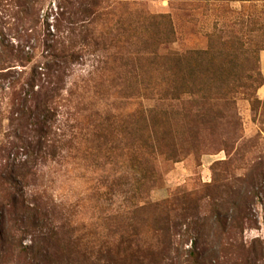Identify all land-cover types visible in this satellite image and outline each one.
I'll return each instance as SVG.
<instances>
[{
  "label": "rangeland",
  "instance_id": "obj_1",
  "mask_svg": "<svg viewBox=\"0 0 264 264\" xmlns=\"http://www.w3.org/2000/svg\"><path fill=\"white\" fill-rule=\"evenodd\" d=\"M34 10L36 41L24 40L31 24L18 17ZM18 45L20 57L9 50ZM156 48L185 53L182 72L198 64L215 112L200 134L175 116L132 146L140 112L169 103L159 100L165 66L147 58ZM263 50L264 0H0V146L12 140L15 91L39 65L73 56L49 103L64 145L24 181L47 211L43 231L58 232L62 264H140L118 254L129 234L144 264H264ZM10 189L0 176V192ZM17 234L0 264H32L25 247L37 233Z\"/></svg>",
  "mask_w": 264,
  "mask_h": 264
},
{
  "label": "trees",
  "instance_id": "obj_2",
  "mask_svg": "<svg viewBox=\"0 0 264 264\" xmlns=\"http://www.w3.org/2000/svg\"><path fill=\"white\" fill-rule=\"evenodd\" d=\"M37 13L38 11L34 10V18L33 14L30 15L28 12L26 15L18 17L22 21L28 18L29 24H31L20 34L22 39L27 40L29 37L36 39L34 34L37 31L39 21ZM16 31H19V28ZM170 34L171 32L167 35ZM18 46L17 49L11 46L9 50L17 52V57H20L21 52H25V49L21 48L20 45ZM147 54H149L147 58L151 56V60L161 61L165 66V71L163 70L165 83H168L169 86L161 90L159 100L169 103L167 107H159L155 110L147 108V111L140 112L142 118L140 121L135 123L132 120L135 125L133 131H130L131 145L135 146L137 143L138 147H143L140 145L142 139L136 134H153V132L160 134L169 120L172 126V119L176 118L175 116H180L186 122L188 121L190 134H200L201 125L208 123L213 117L215 110H212L211 114L209 110L211 111L212 106H215L216 103H211L207 96L205 98L204 94H200L204 88L198 86L200 82L195 81L196 76L194 74L198 64H193L188 72H182L179 68L186 57L185 53L181 54L178 50L159 53L156 48L151 51L147 49ZM23 56L26 59L32 58L31 56ZM72 59L73 56L67 54L59 57L58 63L51 62L47 66L39 65L38 68L33 69L28 89L24 92L15 91L18 94L14 98L13 104L17 106V113L16 116H13L14 122H11L12 140L9 142V147H5L4 143L0 146V151H4L7 155L0 162V176L6 179L12 188L0 192V259H3L9 248L17 243L18 231L21 229L26 231L28 227L33 229L40 239H32V244L25 247L32 264H62V256L66 255L65 250L62 253L59 251L60 237L58 232L54 228L49 229L48 232L43 231L42 222L45 221L43 217L48 215L47 211L41 207L38 201L30 200L24 187L26 185L24 181L27 179L36 180L41 165L45 164L49 158H54L55 154L58 153V148L64 145L65 139L57 138L55 134H52L49 121L53 116V109L49 103L53 96L59 93V83L63 79L61 73ZM54 64L57 65V68H54ZM36 80L40 81L38 83L43 82L41 80L47 82L45 86L42 84L45 90H34L37 84ZM188 93L196 95V101L204 100L188 105L184 101L186 100L184 96ZM209 97L211 96L209 95ZM162 104L165 105L164 102ZM11 149L13 151H9ZM19 155L21 156L19 157ZM11 214L15 215L14 218H11L14 221L7 224V217ZM125 236L122 235L117 242L118 254L121 256L129 255L130 260L144 264V260H141V257L144 259V256H140L139 238H136L134 234ZM125 244L127 247L124 246ZM53 249L56 251V256L52 255ZM110 253L111 250L107 252V256ZM108 264H112V261H108Z\"/></svg>",
  "mask_w": 264,
  "mask_h": 264
},
{
  "label": "crops",
  "instance_id": "obj_3",
  "mask_svg": "<svg viewBox=\"0 0 264 264\" xmlns=\"http://www.w3.org/2000/svg\"><path fill=\"white\" fill-rule=\"evenodd\" d=\"M261 63H262L263 72H264V50L261 53Z\"/></svg>",
  "mask_w": 264,
  "mask_h": 264
}]
</instances>
